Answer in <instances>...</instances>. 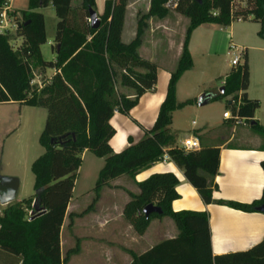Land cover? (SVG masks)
<instances>
[{
	"label": "trees",
	"instance_id": "trees-1",
	"mask_svg": "<svg viewBox=\"0 0 264 264\" xmlns=\"http://www.w3.org/2000/svg\"><path fill=\"white\" fill-rule=\"evenodd\" d=\"M6 1L0 0V9ZM231 1L178 0L175 8L168 9L167 0H150L147 13L138 18L135 38L124 43L121 34L128 0L105 1L97 29L89 24V9H94L95 0H79L78 9L73 8L72 0H28L27 10L16 19L19 43H14L16 40L10 33L0 34V104L17 103L46 110L39 137L44 152L31 164L34 196L9 205L0 215V254L5 255L4 259L0 258V264H66L69 256L78 252L71 249L62 255L60 233L84 151L104 161L94 187L96 199L110 180L121 175L134 179L161 162L166 153L205 204L243 212L264 206V186L261 197L251 203L214 200L219 148L200 144L199 151L184 152L170 129L172 113L190 102H176V84L192 68L188 51L191 32L203 24L226 28L240 17L259 22V33L264 34V0H245V5H237L233 12ZM48 6L58 19L52 61L44 60L40 52V46L46 43V33L44 17L37 11ZM169 10L189 20L177 67L170 73L166 95L153 126L144 130L138 142L129 139V146L115 153L109 145L115 134L110 124L114 113L128 115L139 98L156 87L157 66L138 54L146 22L150 18H165ZM9 13L14 17L18 14L16 10ZM245 65L231 68L223 79V93L210 94L211 101L229 98L227 108L242 123L250 125L259 102L241 91L246 90ZM47 69L56 71L49 81L33 83L34 72L43 74ZM117 78L120 87L132 90L131 97L118 91ZM237 98L240 104L236 109ZM250 126L264 136V128L257 122ZM261 168L264 175V160ZM136 186V193L128 192L129 200L122 213L124 220L136 234L142 235L152 220L167 216L177 235L158 242L142 254H133L130 264H264V238L248 250L213 256L207 213L174 211L171 207L180 198L176 191L178 179L173 173L151 174L136 182ZM34 201L43 213L30 219L26 211L33 210ZM149 204L160 207L164 214H152L146 219L143 209ZM74 216L81 214H69L67 218L72 220Z\"/></svg>",
	"mask_w": 264,
	"mask_h": 264
},
{
	"label": "crops",
	"instance_id": "crops-1",
	"mask_svg": "<svg viewBox=\"0 0 264 264\" xmlns=\"http://www.w3.org/2000/svg\"><path fill=\"white\" fill-rule=\"evenodd\" d=\"M105 1L107 0H95L93 10L98 16L104 11ZM11 2L10 8L13 10ZM138 2L139 0H128L121 34V40L124 43L131 42L136 36L138 22L137 14L141 10L138 7ZM130 8H133L134 17L130 15ZM147 10L148 7L146 11ZM37 11L39 12V9ZM171 12L174 17H183L174 11ZM168 17L171 18L173 16L167 15L154 24L156 25L155 29H159L160 34L165 36L164 40H154L151 37L154 31L153 22L151 21L152 18L148 19L146 22L147 28L145 29V38H148L147 36L151 38H142V42L138 47V54L140 57L153 62L157 66L156 87L154 91L145 92L139 98L137 105L130 110L128 115L119 112L114 113L110 120V124L114 128L115 134L110 139L109 145L115 153L128 147L129 139H131L133 143H136L143 137L144 130H148L153 126L159 107L165 98L170 73L175 70V64L176 66L178 64L183 43L182 39L179 42H175L169 37L171 30L175 31V28L173 24H167L166 20ZM16 18H19V14H17ZM231 25L229 26V38L234 40L235 34ZM215 28L216 26L203 24L191 32L188 41V51L192 58V68L190 70L194 67L195 58L200 57L207 63L208 56L214 52V38L217 32ZM125 32L127 34L126 41L123 38ZM19 40L20 39L16 40L14 43L18 44ZM260 44H262V46L256 48H248L249 46H246V48L235 47H237L242 52V56H244V50L247 49L264 50V42ZM40 52L42 55L41 49ZM54 59L55 57L53 60ZM246 62L247 58L243 60L242 66ZM188 71L182 74L178 80V84ZM55 73L56 71L51 69L50 74L45 71L41 76L44 77L45 81H49ZM256 83L258 85L257 91L253 89L254 85L241 91H244L249 99L258 100L259 107L254 112L253 121L264 128V72L263 75L256 80ZM220 85L223 87V80H221ZM178 89L177 85L176 101L179 104L190 101L187 105L191 106V104H193L192 102H196V96H194V98H187L185 101L181 102L177 96ZM193 90L194 89L191 91ZM119 91L129 97L133 94L132 90L122 87H120ZM195 91H197V93H207V91L210 90L197 87ZM227 100H229V98L225 101ZM175 111L172 113L170 129L177 135L180 130L173 129V114ZM221 120V126L226 124L227 127L223 126L219 128L220 126H208L209 124L207 123L198 127H193L195 125L193 121L194 124L192 122V126L185 131V138L189 136L199 137L198 140L201 145L204 144L206 146L219 148L218 173L214 177L216 188L212 192V198L214 200L251 203L261 197L264 186V175L261 168V162L264 160V136L253 128L249 129L248 127H251L250 125H233L229 123L228 120L223 118V114ZM184 139L179 141L176 138L177 145ZM87 152L88 151H84L82 157ZM162 172H171L178 179L176 191L180 198L174 200L171 204L174 211L189 210L207 213L210 229V247L213 256L245 251L263 240L264 214L262 212L256 210L253 212H243L214 203L205 204L197 191L186 181L182 171L178 169L173 162L170 160L165 162L161 161L140 172L134 179L127 175H121L116 179L110 180L108 185L105 186L107 189L104 194L106 199L104 197L101 198L100 195L97 198V201H102L104 199L103 208L99 211L96 218L91 219H93V222H95L97 226H101L102 237H105V235L109 236L110 245L105 247L100 245L94 248V251H88L86 253L88 257L84 259V264H130L133 254H142L158 242L174 238L177 235V229L174 228L175 226L161 219L152 220L146 231L142 235H138L133 230L132 226L124 220L122 214L123 207L129 200L128 192H137L136 182L143 181L151 174ZM119 199H121V201H119ZM72 202L71 198L62 228L66 220H69L67 218L69 214H81V216H78L82 219L81 221L87 216L88 211H86V213L76 212L75 204ZM6 206L7 205L0 204V215L6 209ZM73 219L76 220V217L74 216ZM90 223H92V221L84 222V232L87 234H90ZM108 225L111 226L109 234L106 230ZM60 244L62 245L61 233ZM81 253L82 251L79 250L69 256L66 264L70 263L74 258H78ZM0 258L4 259L5 255L0 254Z\"/></svg>",
	"mask_w": 264,
	"mask_h": 264
},
{
	"label": "rangeland",
	"instance_id": "rangeland-1",
	"mask_svg": "<svg viewBox=\"0 0 264 264\" xmlns=\"http://www.w3.org/2000/svg\"><path fill=\"white\" fill-rule=\"evenodd\" d=\"M72 2L73 8L78 9L79 0H72ZM27 3L28 0H12L11 5L13 10H16L20 16L22 11L27 10ZM138 3V7L141 9L137 14L139 18L147 13L148 10L146 11V9L147 7L149 9L150 0H139ZM171 11L172 10H169L168 15H172L173 17H168L166 22L167 24H173L175 31L171 30L169 37L175 42H179L181 39L183 41L189 20L185 17H174ZM39 12L44 16L45 33L47 36L46 43L40 46L42 58L46 61H52L55 57L52 46L54 45L53 41L58 19L51 6L40 8ZM130 13L131 17H134L133 8H130ZM158 20V18L151 19L154 27L151 37L154 40H164L165 36L160 34L159 29H155L156 25L154 24L157 23ZM231 27L234 29V40L229 38L230 27H216L215 29L217 32L214 38V52L208 56L207 63L200 57L195 58L193 69L185 73L179 84L178 82L176 84V87L178 85L179 88L177 96L181 102L185 101L187 98H194V96H196V102H192L193 104H191V106L185 104L179 107L173 114V129L180 130L176 135L179 141L186 137L185 131L192 126L193 121L195 122L193 127H198L206 123L209 124L208 126H220L219 128L223 126L227 127L226 124L221 126L222 114L227 110V102L225 100H215L204 106H198L197 98L203 94V92L197 93L195 88L199 87L210 90L207 91V93L219 92L221 80L224 79L225 75L228 74L232 68L230 61L233 58L235 50L231 47L238 46V48H246V46H249L248 48H256L261 47L262 44L260 43L264 42V34L259 33L261 30V24L259 22L235 20L232 22ZM146 28L147 26L145 29ZM10 35L15 38V40L17 39L15 31L11 32ZM145 37L144 30L142 38ZM147 37L151 38L149 36ZM123 38L125 41L127 40L126 32ZM246 58L247 62L243 72V84L246 88L254 85L253 89L257 91L258 85L256 80L260 78L264 72V50H244V56L240 58L239 65H242L243 60ZM163 62L166 63L165 61ZM176 67L175 64L174 68L176 69ZM46 72L50 74L51 69H47ZM43 80L44 77L36 70L34 72L33 83L39 85ZM116 82L119 91V78H117ZM192 89L194 90L191 91ZM45 118L46 110L42 107H30L18 105L16 103L0 104V175L16 177L19 180L16 200L6 207L34 196V176L31 172V164L44 152L43 147L39 143V137L44 128ZM248 128L252 129L251 127ZM179 145L180 144H178V146ZM102 166L103 159L94 156L90 152H87L82 157L71 198L73 201L72 203L75 204L76 212L86 213V211H88V213L85 217L87 220L83 219V221H81L82 219L77 216L76 220H66L62 228V255L65 256L67 251L71 249L82 251L78 258H74L68 264H84V259L88 257V255H86L88 251H94V248L100 245L102 247L110 245L109 236L105 235V237H102L101 226H97L95 222H93V219H91L98 216L105 202L104 199L102 201H97L94 191L98 173ZM106 191V187L100 190L99 195L101 198L104 197L106 199L104 196ZM119 201H121V199H119ZM26 212L29 215L30 211L27 210ZM157 219L168 221V223L174 226L167 216ZM85 221H92L89 227L90 234L84 232ZM110 229L111 226L108 225L106 227L108 234Z\"/></svg>",
	"mask_w": 264,
	"mask_h": 264
},
{
	"label": "built area",
	"instance_id": "built-area-1",
	"mask_svg": "<svg viewBox=\"0 0 264 264\" xmlns=\"http://www.w3.org/2000/svg\"><path fill=\"white\" fill-rule=\"evenodd\" d=\"M10 2L11 0H7L4 6L0 9V34H7L13 31L16 32L17 30V22H16L17 18L10 15L9 13L12 10L10 8ZM177 2L178 0H167L165 7L168 9H173L176 7ZM245 3H246L245 0H232L231 12L234 11L237 5L244 6ZM237 21H242V18L240 17L237 18ZM231 48L235 50V53H233V58L231 59L230 64L232 67H236L239 65L240 58L242 57V52L237 47H231ZM239 104H240V98H237V101L234 103L236 109L239 107ZM223 118L232 121L233 125L244 124L242 123L241 119H239L237 115L235 114L233 115L229 109L223 113ZM178 147L184 152H192V151H199L201 145L198 138L194 136H189L185 138ZM169 160H170L169 156L166 153H164L162 157V161L165 162Z\"/></svg>",
	"mask_w": 264,
	"mask_h": 264
},
{
	"label": "water",
	"instance_id": "water-1",
	"mask_svg": "<svg viewBox=\"0 0 264 264\" xmlns=\"http://www.w3.org/2000/svg\"><path fill=\"white\" fill-rule=\"evenodd\" d=\"M200 2V0H196ZM89 24L92 29H97L99 27V18L96 12L93 9H89ZM57 51L59 46L57 45ZM224 88L221 87L219 92L223 93ZM212 99V95L210 93H203L197 98L198 106H204L208 104ZM254 121L250 123L253 125ZM19 189V180L16 177H8L0 175V204L8 205L16 200L17 193ZM256 211L263 212L264 206H257ZM43 213V209L39 207L37 201L33 203V210L30 212V219L35 218ZM143 214L148 219L150 215L156 214L158 216H162L164 211L155 205L149 204L143 209Z\"/></svg>",
	"mask_w": 264,
	"mask_h": 264
}]
</instances>
